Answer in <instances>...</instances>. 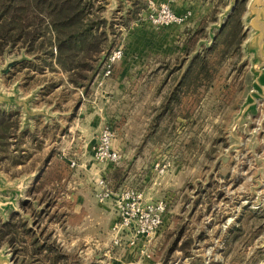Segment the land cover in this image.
<instances>
[{
    "label": "rangeland",
    "instance_id": "1",
    "mask_svg": "<svg viewBox=\"0 0 264 264\" xmlns=\"http://www.w3.org/2000/svg\"><path fill=\"white\" fill-rule=\"evenodd\" d=\"M133 1L142 7L124 26L120 14L125 16V11L133 9ZM148 1H103L102 14L113 20L115 47H122L124 55L113 64L109 76L95 77L87 91L70 84L67 74L56 65L41 64L37 66L44 69L35 70L31 55L17 48L0 60L1 69L25 56L7 74L0 73V88L5 93L14 89L21 100L27 98L23 106L28 108L27 114L42 111L49 116L46 122L37 117L31 126V114L29 122L22 123L23 107L17 112L8 110L15 113L11 122L17 120L18 129L14 136L0 140V177L6 186L21 182L23 199L15 196L20 212L15 220L29 229L33 222L36 232L48 235V240L70 254L72 261L75 256L78 264H122L113 256L118 251L116 246L109 253L95 249L92 238L104 232L76 228L70 200L57 198L58 192L73 186V167L77 164L72 167L69 160L77 163L74 158L81 145L78 129L85 128L91 121L89 114L100 113V108L103 118L92 135H98L97 145L102 127L111 126L113 147L122 155L115 167L122 168L128 162L123 155L128 158L138 151L132 147L142 144L135 170L140 167L143 174L169 177L173 184L162 197L167 201V211H173L151 246L154 263L264 264V93H250L258 75L252 65L260 59L244 45L251 33L247 29L243 32L246 2L240 8L244 37L238 47L220 43L207 52L219 36L211 29L216 35L211 40L207 28L218 24L219 10L225 8L224 0H216L219 5L210 20L177 39L169 53L139 58L129 52L127 36L154 28L143 16ZM198 55L205 58V73H192L186 85L176 89ZM131 62L139 65L129 67ZM194 81L199 85L190 86ZM94 98L97 100L92 102ZM32 130L37 132L35 138ZM73 137L75 146L68 147ZM158 163L166 164L162 173L155 169ZM108 183L114 190L124 188L121 184L113 186L109 179ZM90 184L95 189V180ZM11 195L7 192L4 196ZM85 237L88 241L82 239ZM18 239L24 240L31 252V238ZM17 244V248L23 247ZM3 245L6 243L0 247ZM9 251L12 264H27V259L21 263L22 252L10 247ZM137 257L141 258L140 254Z\"/></svg>",
    "mask_w": 264,
    "mask_h": 264
},
{
    "label": "trees",
    "instance_id": "2",
    "mask_svg": "<svg viewBox=\"0 0 264 264\" xmlns=\"http://www.w3.org/2000/svg\"><path fill=\"white\" fill-rule=\"evenodd\" d=\"M103 1L0 0V60L17 48L25 55H31V61H34L31 67L35 70L44 69L37 66L41 64L51 68L56 65L67 74L70 84L87 91L95 77L101 75L103 63L115 48L114 23L102 14L105 10ZM242 3L237 4V9L235 8L229 16L214 45L207 52L214 51L220 43L227 46L234 43L238 47L242 42ZM132 5L133 9L125 11V16L120 14L124 26L142 7L138 1H133ZM205 63L204 57H195L176 89L184 87L186 80L193 77L192 73H205ZM194 66H197L198 70ZM195 83L194 81L190 86L199 85ZM13 116V112L0 110V140L15 135L18 121L11 122ZM15 218V214L7 221L0 218V244L5 242L11 249L22 252L21 263L27 259V264H78L75 256L72 261L70 254L48 240V235L43 236L42 231L29 229L25 223ZM20 237L31 238V252L25 241L18 239ZM17 242L23 247L17 248ZM174 245L175 241L171 245L172 248Z\"/></svg>",
    "mask_w": 264,
    "mask_h": 264
},
{
    "label": "crops",
    "instance_id": "3",
    "mask_svg": "<svg viewBox=\"0 0 264 264\" xmlns=\"http://www.w3.org/2000/svg\"><path fill=\"white\" fill-rule=\"evenodd\" d=\"M159 2H167L171 9L177 13L182 14L189 12V16L184 24L172 25L168 27L161 28H148V30L134 31L128 34V48L129 52L139 55V58L149 53L153 54H167L173 49V43L177 39H183L184 35L188 33L189 30H195L202 26L205 22L210 20L212 14H214L217 6L219 5L216 0H156ZM193 32V31H192ZM188 36V35H187ZM137 57V56H136ZM136 60H139L136 58ZM132 63V62H131ZM129 64V67L139 65L138 62ZM139 68V66H138ZM137 81H143L141 78H134ZM132 81V80H131ZM129 93H133L130 89ZM105 100L108 101L110 96ZM104 97V98H105ZM97 98H94L92 102H95ZM100 113L95 111V114H89L90 122L85 128H80L79 137L81 145L79 151L76 153V167H73V186L69 187L70 190L58 192L57 198H63L65 201L70 200L71 207L70 211L72 216L76 218L75 226L80 230L92 229L96 231L104 232V235L96 236L92 238L95 241V249L106 250L107 253L113 246L111 242V227L116 222L117 216L113 207L111 200L106 201L103 204H99L95 198V189L89 186H94L90 184L91 180H96L98 177H104L109 179L113 186L123 185V187L136 188L143 192L144 198L147 201H156L162 198L166 193H169L170 183L169 177H158L153 174H143L141 168L135 170L136 158L140 155V149H142V144L139 146L132 147V151L138 149L130 156L123 155L124 162L128 159V162L124 163L122 168L115 167L107 162H97L93 159L92 150L96 145L98 135H92L93 132L99 128L100 120L103 116L101 114V109L98 108ZM33 124V123H32ZM34 138L37 132H34ZM91 138L89 139V136ZM74 137L68 142V147L73 145ZM70 143V144H69ZM142 143V142H141ZM114 145V144H113ZM51 163V161H50ZM137 169V167H136ZM152 171V168H151ZM117 173L120 175H117ZM172 180V179H171ZM173 181V180H172ZM65 211H68L67 208ZM173 209H169L164 218V224L168 222V218ZM171 217V216H170ZM98 231V232H99ZM160 236L159 232L155 235L153 239L154 243ZM129 238V234H125L123 240L125 242L122 246H116L115 250L117 253L113 254L115 260L121 262L122 264H157L151 260V246L153 241L148 245L146 252L140 255L138 258V251L144 244L142 240H138L135 246H126V241ZM89 239L88 237L82 238Z\"/></svg>",
    "mask_w": 264,
    "mask_h": 264
},
{
    "label": "built area",
    "instance_id": "4",
    "mask_svg": "<svg viewBox=\"0 0 264 264\" xmlns=\"http://www.w3.org/2000/svg\"><path fill=\"white\" fill-rule=\"evenodd\" d=\"M149 7L143 16L154 28L181 25L185 23L189 12L175 13L167 2L155 3L148 1ZM123 49L117 46L111 50L102 66L101 77L109 76L113 64L122 58ZM101 84V82H99ZM114 131L110 125L105 124L99 134V141L93 149L92 156L97 162H107L118 166L121 162V153L113 147ZM70 166H75L73 160H69ZM166 164H156L155 169L162 173ZM95 198L99 204L111 200L117 216L116 222L111 227V242L113 246H122L125 234H129L126 246H135L138 240L143 241L139 254L143 255L155 235L164 225V218L168 205L164 198L156 201H147L143 192L133 188L114 190L109 186L108 180L98 177L95 180Z\"/></svg>",
    "mask_w": 264,
    "mask_h": 264
},
{
    "label": "water",
    "instance_id": "5",
    "mask_svg": "<svg viewBox=\"0 0 264 264\" xmlns=\"http://www.w3.org/2000/svg\"><path fill=\"white\" fill-rule=\"evenodd\" d=\"M239 1L246 2V14L244 16L246 21L243 25V32L245 29L251 32L248 38L245 40L244 45L250 47L253 50V54H256V57H259L260 59V62L253 63L252 65L254 70L256 69V72H258V75L253 80V85L250 89V93L253 95L257 94L258 90L264 93V0H224L225 8L220 9L219 14L217 15L219 21L218 24H215L216 26L210 25L207 28V31L210 32L211 40H214L216 35L212 32L213 30H210L215 29L218 33H220ZM24 58L25 56H22L19 59H14L7 62L5 64V67L0 69V73L7 74L11 68L19 64ZM12 90V93H5L0 88L1 111L8 112V110L14 109V111L17 112L18 108L26 105L25 103L27 98L21 100L18 97V93L15 92L14 89ZM256 99H259V97L255 98L254 100ZM24 109V114L21 118L23 121L22 123L24 124H27L29 122L28 118L30 114L31 126L34 119H36L37 117H42L45 122L49 120V116H47L46 112L31 111L29 113L28 111L27 114L28 108ZM20 184L21 182L18 181L15 185L6 186L2 182V179L0 177V215L3 217L6 216V212H9L8 217L6 216L5 218H2V221H7L12 214L20 215L15 199L16 195L23 199V196L20 193ZM7 192H11V194L13 193V195L6 198L4 195ZM32 225L33 222H31V228H34ZM12 259L13 255L12 253H10L8 245L6 244L0 247V264H12Z\"/></svg>",
    "mask_w": 264,
    "mask_h": 264
}]
</instances>
